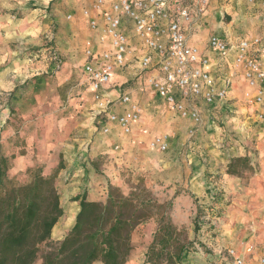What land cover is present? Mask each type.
<instances>
[{
  "label": "crops",
  "instance_id": "0c3cea01",
  "mask_svg": "<svg viewBox=\"0 0 264 264\" xmlns=\"http://www.w3.org/2000/svg\"><path fill=\"white\" fill-rule=\"evenodd\" d=\"M85 6L86 4L82 0H0V141L7 142L12 134L17 133L14 129L16 126L13 124L15 120L12 115L14 117L18 114V117L32 118L40 112V108L53 104L60 97L55 94V84L59 87L65 80L70 78L73 70L79 67L80 75L83 77L81 83L86 84L93 102L91 120L101 125V130L107 126L109 127V132L106 133L107 139L96 147V155H92V153L88 155L85 150H82L83 144L88 141V138L81 141L82 145L78 143L79 141L75 143L77 139H74L73 142H68L64 148L59 145L52 147L55 143L50 144L47 141L48 149L56 148L54 153H50V160L40 151L45 148L43 141L38 139L35 131H28V134L31 133V135L27 140V153L18 155L15 158L11 170L13 176L22 175L36 163L46 164L44 168L48 172L58 165L61 157L65 165L57 178L64 215L53 229L52 238L54 240L63 239L75 224L80 206L78 201H73L74 197L86 194L90 201H105L109 182L107 177L112 181L119 178L117 173L109 171L106 172L105 177L100 176L97 174L96 169L90 165L89 158L93 161L94 157L109 151V147L112 148L111 152L114 154L110 155V158L113 159L111 162H114V164H127L133 156L136 158L141 156L146 145V143L143 144V139L146 138V132H148L146 117L150 113H156L159 116L162 111L171 110L151 90L145 79L138 76V63L135 55L139 51H136L134 56L129 58L127 68L117 70L114 73L111 85L105 90V101H115L122 94L129 93L144 108L142 118L133 124L131 133L125 134L118 125L109 123V121L108 123L104 122L103 117H106V115H98L99 105L94 100L91 87L83 73V65L86 62L84 54L86 40L92 39L95 46L99 47L97 34L90 30L88 20L83 16ZM221 11L225 12V18H223ZM261 14V10L257 6L250 5L249 0H218L211 4V9L200 28L190 36L191 42L198 45L208 57L209 70L221 78L219 84H222L224 77H231L232 88L229 92V100L238 97L237 95L240 94L238 106L241 105L240 102L244 101L242 98L245 84L241 77L229 67V64L222 60L216 52L208 48L207 43L213 34L230 39L237 38L240 35L264 34ZM68 15H73V19L68 20ZM52 52H55L59 57L61 71L57 70L56 62L51 58L50 54ZM56 77L59 78L57 83L55 82ZM130 80L132 84L126 86L125 84ZM228 102L223 105H204L203 120L199 126L191 120L181 117L179 113L173 112L174 115L181 118L183 123L186 122L189 130L194 131L191 135H197L195 141L191 143V167L189 170L193 193L197 197H209L215 192L211 193L208 186L214 182L207 179L210 172L208 169H213L211 171L212 178L221 173L227 179L226 170L231 159L246 155V145L241 143L245 139L235 142L227 150L228 153L218 149L227 130H222L216 126L215 112L212 113V110L227 105ZM11 108L16 110V113H12ZM110 108L121 111L119 106L113 105ZM243 108L247 110L244 117L251 119L249 122H257L258 128L255 132L262 131V122L257 120L255 113L248 106ZM204 118H207L206 122ZM26 126L31 127L32 124H26L20 132L25 133L23 129H26ZM230 130L228 129V131ZM158 135H161V133L154 134L149 142ZM246 136L249 137V133L244 134V138ZM30 141L32 145H30ZM35 141L39 149L36 159L31 152ZM245 143L247 142L245 141ZM170 145L171 139L167 151H169ZM143 155L144 157L140 158L141 164L131 165L129 163L130 166L135 167L134 170L146 169V152ZM204 155L207 156L205 159L207 163L202 159ZM99 191L101 192L99 193ZM69 213L74 215L67 222ZM255 234V237H252L254 234L247 233L243 241L252 240L256 245H259L254 258V264H259L258 257L260 254H264V245L261 244L264 233L257 235L256 232ZM232 244L235 245V243ZM236 246L238 248L242 247L240 244ZM146 250L145 247L142 258L139 260H136V255L134 256L132 253L128 264H144ZM188 258L189 256L185 259L184 264L193 262ZM205 261H201V263H205ZM94 264L103 263L96 262Z\"/></svg>",
  "mask_w": 264,
  "mask_h": 264
},
{
  "label": "rangeland",
  "instance_id": "374dc122",
  "mask_svg": "<svg viewBox=\"0 0 264 264\" xmlns=\"http://www.w3.org/2000/svg\"><path fill=\"white\" fill-rule=\"evenodd\" d=\"M63 60L65 61V59ZM57 70L61 71L62 68ZM82 78L80 67L74 69L70 78L63 84L59 87L55 84V94L60 97L53 104H49L48 107L43 106L40 108V112L32 118L18 117V114L14 116L13 124L16 126L14 129L17 133L12 134L8 141L3 143L7 151L11 153L19 151L21 148L18 147L27 146V140L31 135V133L28 134V131L33 130L38 139L43 141L45 148L40 151L47 156L48 160L51 157L50 153H54L56 148L48 149L47 141L50 144L55 143L52 147L59 145L64 148L68 142H73L74 139H77L75 143L79 141L78 143L82 145L81 141L88 138V141L83 144L82 150H85L88 155L90 153L96 155L97 145L105 141L108 136L100 129L101 125L91 120L93 102L86 84L81 83ZM55 79L57 83L59 78ZM131 84L130 80L125 85L130 86ZM237 96L229 100L227 105L212 110V113L215 112L216 126L227 130L226 134L223 133L225 137L222 136L223 134L221 135L223 141L218 149L228 153L227 150L235 142L245 139L247 143L245 141L241 143L246 145L245 153L250 155L253 169L251 172H244L241 177L227 175V179L221 173L212 178L211 171L213 169H208L210 172L207 179L214 181L208 186L211 193L215 191L209 197H197L193 193L189 176L190 153H192L191 143L195 141L197 135H191L189 126L186 122L183 123L177 115H174L173 110L162 111L159 116L156 113H150L146 117L148 132H146V138L143 139V144L146 143V145L144 152L138 156L139 158L133 156L127 164H114L111 162L113 159L110 158V155L113 154L111 147H109V151L96 157L93 156V161L89 158L90 165L96 169L100 176L105 177L108 171L118 174L119 178L113 181L107 177L108 185L111 182L128 193L131 185L138 183L139 179H143L146 186L161 201L171 200L173 202L171 216L174 223L184 229L190 240L197 243L198 249L193 250L188 258L194 264H205L206 262L207 264H219L220 250L225 253L229 247L238 248L236 246L238 244L242 246L247 233L253 234V231L257 232V235L264 233V123H262V131L256 133L257 122H249L251 119L244 117L247 110L243 107L248 104L242 101L238 106L240 94ZM11 109L16 113V110ZM250 109L254 112L252 108ZM103 120L108 123L107 117L104 116ZM206 120L207 118H204L205 122ZM29 123L32 126H26V129H23L25 133L20 132ZM228 129L231 130L228 131ZM159 133L165 134L169 140L171 139L170 149L165 153L153 151L148 146L150 138ZM246 133H249V137L244 138ZM17 141H19L18 144ZM30 145H32L31 141ZM32 147L31 152L36 159L39 152L36 141ZM145 152L146 169L134 170L135 167L130 166L129 163L131 165L141 164L140 158L144 157ZM206 158V155L202 157L207 163ZM35 166H42L44 169L46 164L36 163L32 167ZM15 177L21 182L29 179L25 173ZM57 187L60 190L58 185ZM73 215V213L68 214L67 222L72 219ZM196 225L197 229H195ZM156 226L155 220H149L135 230L132 253L134 256L136 255V260L142 258L144 248L148 249L151 244ZM204 260H206L205 263H201Z\"/></svg>",
  "mask_w": 264,
  "mask_h": 264
},
{
  "label": "built area",
  "instance_id": "2783aa9c",
  "mask_svg": "<svg viewBox=\"0 0 264 264\" xmlns=\"http://www.w3.org/2000/svg\"><path fill=\"white\" fill-rule=\"evenodd\" d=\"M216 1L82 0L86 4L83 16L90 30L97 34L99 45L97 48L92 39L86 40L83 65L85 79L99 105L98 115H106L109 123L118 125L125 134L131 133L133 124L142 118L144 108L129 93L115 101H105V90L111 85L114 73L127 68L129 58L136 51H139L135 55L138 76L181 117L199 126L204 105L226 104L232 88L231 77H224L219 84L221 78L208 68V57L190 40ZM249 3L261 10L264 25V0H249ZM221 12L225 18V12ZM67 19L72 20L73 15ZM207 46L241 77L245 84L243 100L253 109L257 120L264 123V34L232 39L213 34ZM50 55L56 67L61 68L57 54ZM113 105L121 111L112 110ZM103 132H109V127ZM149 146L165 152L169 138L165 134L155 136ZM253 234L255 237V231ZM261 244L264 245V237ZM258 246L246 240L241 248L232 246L225 253L220 250L219 264H254ZM258 262L264 264V254H260Z\"/></svg>",
  "mask_w": 264,
  "mask_h": 264
},
{
  "label": "trees",
  "instance_id": "16d2710c",
  "mask_svg": "<svg viewBox=\"0 0 264 264\" xmlns=\"http://www.w3.org/2000/svg\"><path fill=\"white\" fill-rule=\"evenodd\" d=\"M18 148L10 153L0 141V264H128L133 234L149 220L157 226L145 264H184L198 249L174 223L173 202L161 201L143 179L128 193L110 182L105 201H90L86 194L74 197L80 206L75 224L63 239L54 240L53 229L64 215L57 187L63 158L48 172L29 167V179L21 182L11 174L15 158L27 153L26 146ZM252 169L246 154L232 158L226 173L241 177Z\"/></svg>",
  "mask_w": 264,
  "mask_h": 264
},
{
  "label": "bare ground",
  "instance_id": "6f19581e",
  "mask_svg": "<svg viewBox=\"0 0 264 264\" xmlns=\"http://www.w3.org/2000/svg\"><path fill=\"white\" fill-rule=\"evenodd\" d=\"M71 217V216H70ZM69 218V217H68ZM58 227L55 229V233L57 232Z\"/></svg>",
  "mask_w": 264,
  "mask_h": 264
}]
</instances>
